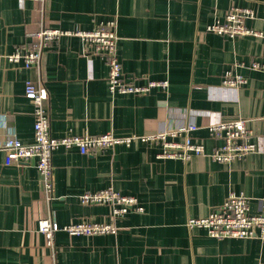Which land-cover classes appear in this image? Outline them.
Returning a JSON list of instances; mask_svg holds the SVG:
<instances>
[{
    "label": "crops",
    "instance_id": "0c3cea01",
    "mask_svg": "<svg viewBox=\"0 0 264 264\" xmlns=\"http://www.w3.org/2000/svg\"><path fill=\"white\" fill-rule=\"evenodd\" d=\"M248 8L246 25L260 36L229 38L207 31L231 7ZM116 21L124 77L137 85L167 81L146 95L113 94L108 66L78 36H63L45 51L41 75L5 56L28 49L41 28L91 31ZM264 0H0V264H264V241L210 238L189 219L217 210L231 193L250 198L258 213L264 197ZM229 73L242 77L225 87ZM32 80L49 93L50 134L131 139L81 154L53 153V196L47 201L36 159L5 165L8 138L33 142L34 106L25 98ZM245 121L255 152L231 164L208 155L224 143L209 131L218 120ZM193 123V143L207 155L160 159L162 142L144 141ZM185 135L169 141L183 143ZM113 189L134 196L144 212L116 220V234L55 235L54 253L38 231L51 218L59 227L81 220L110 223L106 206L83 205L87 192Z\"/></svg>",
    "mask_w": 264,
    "mask_h": 264
},
{
    "label": "built area",
    "instance_id": "2783aa9c",
    "mask_svg": "<svg viewBox=\"0 0 264 264\" xmlns=\"http://www.w3.org/2000/svg\"><path fill=\"white\" fill-rule=\"evenodd\" d=\"M44 3L45 0H37ZM254 17L248 8L233 5L224 21H215L207 27V31L229 38L260 36L255 30L246 25V21ZM78 36L84 44L91 46L94 55L101 57L108 66V85L113 94L146 95L154 88L167 89V81H148L137 85L128 81L122 72L118 57V36L116 21L102 23L91 31H63L52 28H41L33 35L34 41L28 49H17L13 54L5 56L11 63H23L25 69H35L41 75V61L46 50L63 36ZM254 70L264 71V65L253 63ZM244 83L242 77L232 78L229 73L224 78L225 87L238 88ZM25 98L34 106V133L31 144H23L16 138H8L5 145V160L7 166L29 162L36 159V168L42 181V189L47 201L53 198V153L60 147H77L81 154H88L98 150L113 148L118 144L129 142L131 139L118 138L111 133L98 136H67L54 138L50 134V117L46 107L49 93L46 88L32 80L25 86ZM195 124L181 125L163 130L156 135L143 138L144 141H160L163 151L158 154L160 159H180L188 161L193 155H207L204 146L193 143L189 133L196 131ZM209 131L215 138L224 139V143L208 156L215 162L231 164L255 152L256 146L251 142V134L246 128L245 121L218 120L209 125ZM185 135L183 143L169 141L179 135ZM83 205L106 206L110 210V223H100L81 220L64 227H59L51 218L38 221V231L47 240V247L54 253L55 235L63 231L70 236H96L116 234L119 228L116 220L125 217L130 212H144V207L134 196L123 195L113 189L97 192L87 191L80 196ZM190 229L203 228L210 238L225 239H259L264 241V197L259 199L258 213L250 211V198L231 193L225 202L207 217L189 219Z\"/></svg>",
    "mask_w": 264,
    "mask_h": 264
}]
</instances>
